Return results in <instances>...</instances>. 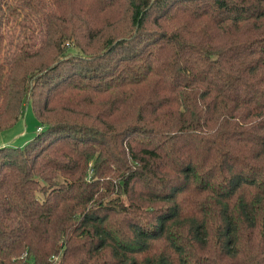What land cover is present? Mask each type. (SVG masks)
Here are the masks:
<instances>
[{"label": "trees", "instance_id": "trees-1", "mask_svg": "<svg viewBox=\"0 0 264 264\" xmlns=\"http://www.w3.org/2000/svg\"><path fill=\"white\" fill-rule=\"evenodd\" d=\"M91 1L0 0V264H264V0Z\"/></svg>", "mask_w": 264, "mask_h": 264}, {"label": "rangeland", "instance_id": "rangeland-1", "mask_svg": "<svg viewBox=\"0 0 264 264\" xmlns=\"http://www.w3.org/2000/svg\"><path fill=\"white\" fill-rule=\"evenodd\" d=\"M94 6L91 0H78L77 9L88 15L94 13ZM19 30V29H18ZM70 47L75 49L76 42L70 40ZM2 56H0V61ZM1 78V73H0ZM40 121L34 111L33 104L25 107L22 118L12 127L0 130V146L2 145H23L27 140L33 138L38 132Z\"/></svg>", "mask_w": 264, "mask_h": 264}, {"label": "built area", "instance_id": "built-area-1", "mask_svg": "<svg viewBox=\"0 0 264 264\" xmlns=\"http://www.w3.org/2000/svg\"><path fill=\"white\" fill-rule=\"evenodd\" d=\"M40 129H41V127L38 128V130H40Z\"/></svg>", "mask_w": 264, "mask_h": 264}]
</instances>
